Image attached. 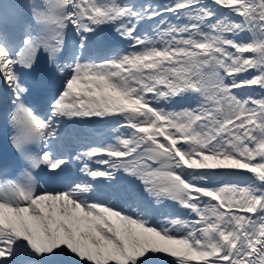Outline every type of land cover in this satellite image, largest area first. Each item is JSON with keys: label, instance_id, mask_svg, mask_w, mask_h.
I'll return each mask as SVG.
<instances>
[{"label": "snow or ice", "instance_id": "snow-or-ice-1", "mask_svg": "<svg viewBox=\"0 0 264 264\" xmlns=\"http://www.w3.org/2000/svg\"><path fill=\"white\" fill-rule=\"evenodd\" d=\"M0 133V264H264V0H0Z\"/></svg>", "mask_w": 264, "mask_h": 264}, {"label": "bare ground", "instance_id": "bare-ground-1", "mask_svg": "<svg viewBox=\"0 0 264 264\" xmlns=\"http://www.w3.org/2000/svg\"><path fill=\"white\" fill-rule=\"evenodd\" d=\"M123 45H125V47H127V42L126 41H122ZM99 125V124H98ZM99 132H101V135L104 137H107L111 132H112V128L111 126L105 127L104 129L100 130Z\"/></svg>", "mask_w": 264, "mask_h": 264}, {"label": "rangeland", "instance_id": "rangeland-1", "mask_svg": "<svg viewBox=\"0 0 264 264\" xmlns=\"http://www.w3.org/2000/svg\"><path fill=\"white\" fill-rule=\"evenodd\" d=\"M150 2L154 3V4H159L161 6L168 4L171 2V0H151Z\"/></svg>", "mask_w": 264, "mask_h": 264}]
</instances>
